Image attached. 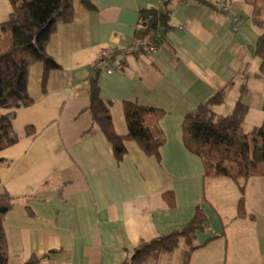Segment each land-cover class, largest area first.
Returning <instances> with one entry per match:
<instances>
[{
	"label": "crops",
	"instance_id": "crops-1",
	"mask_svg": "<svg viewBox=\"0 0 264 264\" xmlns=\"http://www.w3.org/2000/svg\"><path fill=\"white\" fill-rule=\"evenodd\" d=\"M90 1L93 10L73 0V20L57 24L46 51L59 68L44 84L43 64L30 66L32 103L12 120L18 141L0 151V193L15 197L3 219L9 264L53 250L36 264H120L140 241L183 229L197 205L208 226L196 233L188 264H264V176L248 179L246 216L239 217L238 185L205 178L201 158L182 138L184 116L218 92L224 98L218 113L229 114L240 101L247 107L244 129L261 126L264 77L255 54L261 30L250 6L232 0L221 13L205 0H171L170 28L156 54H119L110 74L103 65L100 96L112 102L119 134L127 132L124 101L164 111L160 160L125 141L126 154L117 161L103 133L85 134L91 127L85 81L102 50L133 44L140 11L159 0ZM10 13V1L0 0V24ZM236 15L242 23L233 32ZM165 192L173 193V206Z\"/></svg>",
	"mask_w": 264,
	"mask_h": 264
},
{
	"label": "trees",
	"instance_id": "trees-1",
	"mask_svg": "<svg viewBox=\"0 0 264 264\" xmlns=\"http://www.w3.org/2000/svg\"><path fill=\"white\" fill-rule=\"evenodd\" d=\"M9 1L11 13L8 20L0 24V151L18 141L12 129V120L20 108L32 103L27 93L30 66L36 62L43 64L42 84L51 70L59 68L46 47L57 24L71 22L74 15L73 0ZM80 1L86 9H94L90 0ZM244 2L251 8L252 22L261 30L255 54L260 61V75L264 77V0ZM170 14L171 0H159L158 6L141 10L133 44L126 49L102 50L90 67L85 86L88 92L86 110L91 117V127L85 134L94 130L103 133L117 161L126 154L125 141L136 142L146 155L160 160L159 150L165 143V135L159 120L164 111L124 101L127 132L119 134L111 115L112 102L100 96L98 75L104 63L113 62L119 54L147 53V43L159 47L170 28ZM223 101V96L218 92L189 111L183 118L182 138L185 147L201 158L205 178H229L238 185L241 194L237 203V216L244 217L246 183L250 177L264 176V119L261 126L246 131L243 120L247 107L238 101L229 114L223 115L215 110ZM27 133H31L28 127ZM163 197L170 206L174 205L172 192H165ZM14 203L15 197L6 191L0 193V264H9L3 219ZM207 221L204 208L197 205L193 217L183 229L140 241L133 253L126 255L120 264H143L151 254H172L181 244L185 247L181 250L180 262L188 264L191 252L197 247L193 243L196 233L207 228ZM54 253L55 250L43 254L31 253L22 264L42 262Z\"/></svg>",
	"mask_w": 264,
	"mask_h": 264
},
{
	"label": "built area",
	"instance_id": "built-area-1",
	"mask_svg": "<svg viewBox=\"0 0 264 264\" xmlns=\"http://www.w3.org/2000/svg\"><path fill=\"white\" fill-rule=\"evenodd\" d=\"M205 1L210 4L218 6L221 13H226L229 10V7L232 3V0H205ZM231 23H232V27H231L232 31L237 32L239 29V25L242 23V19L240 16L236 15L232 18ZM145 48L150 55L156 54L158 50V47L151 43H147L145 45ZM104 64H105L104 67L105 72L109 74L112 73L114 70L113 67L107 62H105Z\"/></svg>",
	"mask_w": 264,
	"mask_h": 264
},
{
	"label": "rangeland",
	"instance_id": "rangeland-1",
	"mask_svg": "<svg viewBox=\"0 0 264 264\" xmlns=\"http://www.w3.org/2000/svg\"><path fill=\"white\" fill-rule=\"evenodd\" d=\"M180 247L172 252L173 256L169 257V259H166V258H168L166 256H161V255L157 256V255H155L154 258L149 256L145 260V263L150 260V262L156 263V264H176V262L180 261Z\"/></svg>",
	"mask_w": 264,
	"mask_h": 264
}]
</instances>
